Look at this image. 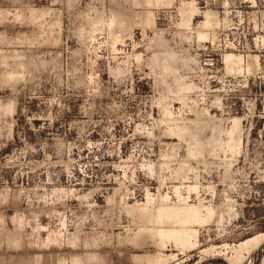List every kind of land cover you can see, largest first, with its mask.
Here are the masks:
<instances>
[{"label":"rangeland","instance_id":"1","mask_svg":"<svg viewBox=\"0 0 264 264\" xmlns=\"http://www.w3.org/2000/svg\"><path fill=\"white\" fill-rule=\"evenodd\" d=\"M37 255L264 264V0H0V264Z\"/></svg>","mask_w":264,"mask_h":264},{"label":"crops","instance_id":"2","mask_svg":"<svg viewBox=\"0 0 264 264\" xmlns=\"http://www.w3.org/2000/svg\"><path fill=\"white\" fill-rule=\"evenodd\" d=\"M37 260L35 261L36 262V264H40V258H41V255H37ZM53 262V261H52Z\"/></svg>","mask_w":264,"mask_h":264}]
</instances>
